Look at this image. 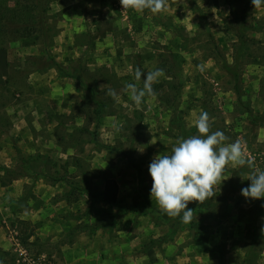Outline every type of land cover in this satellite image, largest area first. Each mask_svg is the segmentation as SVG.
<instances>
[{
  "label": "rangeland",
  "instance_id": "374dc122",
  "mask_svg": "<svg viewBox=\"0 0 264 264\" xmlns=\"http://www.w3.org/2000/svg\"><path fill=\"white\" fill-rule=\"evenodd\" d=\"M51 1L45 45L0 50V264H264V198L241 194L264 171V5L169 0L153 15L119 0ZM137 68L165 73L139 107L124 91L142 88ZM90 85L103 106L87 101ZM201 112L254 168L228 165L183 223L150 199L148 169L197 134ZM108 180L119 186L114 206L99 199Z\"/></svg>",
  "mask_w": 264,
  "mask_h": 264
},
{
  "label": "clouds",
  "instance_id": "9594fccd",
  "mask_svg": "<svg viewBox=\"0 0 264 264\" xmlns=\"http://www.w3.org/2000/svg\"><path fill=\"white\" fill-rule=\"evenodd\" d=\"M123 11L132 9L143 13L145 10L153 15L167 10L169 0H119ZM180 0H177V5ZM255 9L264 5V0H251ZM201 71L203 68L201 67ZM163 69L143 72L135 71V80L143 77V86L127 83L124 91L131 101L139 107L145 96H154L153 84L164 76ZM107 95L117 98L115 90L109 88ZM197 134L187 139L180 138L177 146L171 149L169 155H156L149 165L152 179L150 199L163 214L176 218L182 214V222L190 223L193 210L188 208L191 202L203 204L215 194L214 187L223 180L227 166H247L254 168V162L249 158L239 140L226 143L228 137L222 131H211L210 117L207 112H201L194 121ZM154 144V143H153ZM248 180L250 185L241 190L246 199L259 200L264 198V171H253ZM264 233V228L261 229Z\"/></svg>",
  "mask_w": 264,
  "mask_h": 264
},
{
  "label": "trees",
  "instance_id": "16d2710c",
  "mask_svg": "<svg viewBox=\"0 0 264 264\" xmlns=\"http://www.w3.org/2000/svg\"><path fill=\"white\" fill-rule=\"evenodd\" d=\"M51 0H0V50L5 49L3 44L13 40H35L36 42L50 40L54 31V24L51 23V17L48 15L51 11ZM103 37H106L103 35ZM243 36L240 37L241 48L238 47V53L242 52L245 46ZM239 55V54H238ZM52 62L62 77H71L81 80L80 74L68 72L62 64L52 59ZM236 81L235 88L238 93L241 92L238 85V75L234 74ZM89 94L87 101L92 99L99 107L103 106L97 91L93 85L86 86ZM125 155L124 152H122ZM130 161H133L131 157ZM119 186L114 180L106 182L103 193L99 199L110 206H114L118 201ZM223 262V256L221 258Z\"/></svg>",
  "mask_w": 264,
  "mask_h": 264
},
{
  "label": "crops",
  "instance_id": "0c3cea01",
  "mask_svg": "<svg viewBox=\"0 0 264 264\" xmlns=\"http://www.w3.org/2000/svg\"><path fill=\"white\" fill-rule=\"evenodd\" d=\"M2 53V51H0V54ZM2 59L0 58V70H3V65H2ZM4 66L6 67V62H4ZM7 68V67H6ZM2 73V72H1ZM4 74V73H3ZM3 74H0V81L4 78ZM2 78V79H1Z\"/></svg>",
  "mask_w": 264,
  "mask_h": 264
},
{
  "label": "built area",
  "instance_id": "2783aa9c",
  "mask_svg": "<svg viewBox=\"0 0 264 264\" xmlns=\"http://www.w3.org/2000/svg\"><path fill=\"white\" fill-rule=\"evenodd\" d=\"M0 138H1V135H0Z\"/></svg>",
  "mask_w": 264,
  "mask_h": 264
}]
</instances>
